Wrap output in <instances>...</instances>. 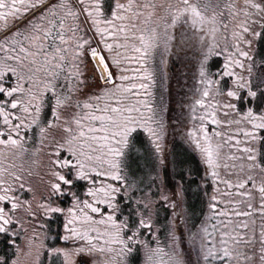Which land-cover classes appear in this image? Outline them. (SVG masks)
I'll use <instances>...</instances> for the list:
<instances>
[{"label":"snow or ice","instance_id":"obj_1","mask_svg":"<svg viewBox=\"0 0 264 264\" xmlns=\"http://www.w3.org/2000/svg\"><path fill=\"white\" fill-rule=\"evenodd\" d=\"M0 264H264V0H0Z\"/></svg>","mask_w":264,"mask_h":264}]
</instances>
